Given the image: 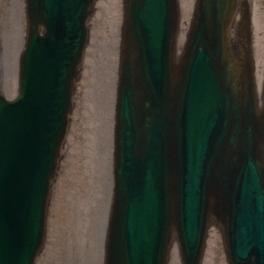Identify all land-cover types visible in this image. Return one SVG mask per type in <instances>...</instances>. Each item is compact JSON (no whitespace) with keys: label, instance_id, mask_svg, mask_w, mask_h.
I'll return each instance as SVG.
<instances>
[{"label":"water","instance_id":"1","mask_svg":"<svg viewBox=\"0 0 264 264\" xmlns=\"http://www.w3.org/2000/svg\"><path fill=\"white\" fill-rule=\"evenodd\" d=\"M92 2L27 0L19 98L0 95V264H32L41 246ZM235 6L197 0L174 64L176 0H126L105 264H165L172 232L199 264L210 215L229 264H264V87L257 110L249 53L228 50Z\"/></svg>","mask_w":264,"mask_h":264},{"label":"rangeland","instance_id":"2","mask_svg":"<svg viewBox=\"0 0 264 264\" xmlns=\"http://www.w3.org/2000/svg\"><path fill=\"white\" fill-rule=\"evenodd\" d=\"M195 0H179V27L176 34V60L180 57L189 29ZM250 12V48L254 65V82L259 102H261L264 80V0H247ZM105 7L108 0H96L92 14L87 20L88 41L79 66V76L74 86L72 108L69 114L66 136L63 140L56 175L51 183L48 206L46 209L45 241L35 264H103L104 243L112 197V153H113V116L117 85L120 32L123 21V0H114V7L108 12L107 22L111 20V36L114 42L112 51L111 89L109 92V118L107 137L108 172L101 194L91 201L85 212L79 216L72 213L68 201L80 185V152L83 126L87 122L85 92L89 84V64L92 52H89L92 37L97 33L99 3ZM241 12L237 9L230 29V40L235 52L241 50L238 42ZM108 29V28H107ZM26 30L25 0H0V92L5 97L16 96L18 89V63L24 47ZM260 53V80H256V58ZM89 67V69H88ZM84 117V118H83ZM106 136V135H105ZM70 158L76 168L73 178V190H67V179H61L67 159ZM76 176V178H75ZM74 186H76L74 190ZM68 193L70 195L68 196ZM84 217V218H82ZM78 224H77V223ZM79 233L78 235H76ZM167 264H181L177 240H172ZM201 264H227L220 225L211 219L207 230V239Z\"/></svg>","mask_w":264,"mask_h":264},{"label":"bare ground","instance_id":"3","mask_svg":"<svg viewBox=\"0 0 264 264\" xmlns=\"http://www.w3.org/2000/svg\"><path fill=\"white\" fill-rule=\"evenodd\" d=\"M99 3V17L97 33L92 37L89 52L92 53V61L89 64V84L85 92V109L87 110V122L83 126V137L80 152V176H77L80 185L72 198L68 201V206L72 213L79 216V212L84 213L86 206L89 207L91 201H95L96 196L101 194V188L106 183V173L108 172L107 150L109 151L107 128L110 105L111 72H112V51L114 42L111 36V20L107 22L108 12L114 7V0H108L103 7ZM261 34L264 33V25H260ZM108 28V29H107ZM260 53L256 58V80H260ZM84 118V117H83ZM106 135V136H105ZM76 168L68 158L62 172L61 179H67V190H73V178ZM76 178V176H75ZM76 186H74L75 190ZM70 193H68V196ZM79 211V212H78ZM84 218V217H82ZM77 223V222H76ZM78 224V223H77ZM77 233L76 235H78Z\"/></svg>","mask_w":264,"mask_h":264}]
</instances>
